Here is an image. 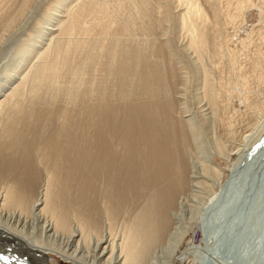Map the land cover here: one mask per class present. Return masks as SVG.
I'll list each match as a JSON object with an SVG mask.
<instances>
[{"label": "bare ground", "instance_id": "obj_1", "mask_svg": "<svg viewBox=\"0 0 264 264\" xmlns=\"http://www.w3.org/2000/svg\"><path fill=\"white\" fill-rule=\"evenodd\" d=\"M30 2L0 0V43ZM253 8L259 20L237 38ZM46 11L0 57V264H175L178 211L199 189L216 196L224 173L195 152L174 41L198 64L202 118L233 128L264 107L250 90L264 85V0H54ZM238 84L249 112L233 104ZM221 141V158L240 150Z\"/></svg>", "mask_w": 264, "mask_h": 264}, {"label": "rangeland", "instance_id": "obj_2", "mask_svg": "<svg viewBox=\"0 0 264 264\" xmlns=\"http://www.w3.org/2000/svg\"><path fill=\"white\" fill-rule=\"evenodd\" d=\"M53 1L54 0H31L28 6L29 8L27 7L28 10L26 9L22 17L23 20L20 19V23L18 22L16 26L6 31L2 36L3 39H1L0 43L1 58L10 54V51L15 47H18V43H21V40H24L27 38L26 36H28V34L33 32V28L35 30L37 26L39 27L40 24H42L45 13L47 12L46 10H48ZM259 17V8L249 10L247 13V23L239 27L237 30V38L241 39L242 37H247V33L251 30L252 24H255L259 20ZM53 22L55 21L51 20L50 24H53ZM45 25L44 23L43 26ZM173 33H176V31H173ZM175 43L176 45H174L173 48L177 50V56L182 59L179 58L181 60L180 63L187 67V69L182 68L181 70L185 75L189 71L187 73L189 76V85L186 88V94L189 101L188 105L189 107L191 106L190 113L192 116H195L193 121L195 120L194 122L198 123L199 129L196 128L195 133H199L198 136L200 137L197 136L200 139L197 140L198 138L193 136L194 142L192 141V143L195 152L197 156L201 154L211 155L224 173L221 182L214 187L218 192L216 195L217 198L214 194L211 195V192L207 188H202L198 191L199 195L196 194L198 197H194V200L188 201L187 205L193 202L192 207L191 204L187 207L181 206L180 211H178L182 217L184 216V218L181 217L182 222L184 219V224H182V226L184 225L187 227L183 228V231L187 230L184 232L185 234L183 233L184 237L183 239L181 238L180 243H176L179 246H177V253H182L184 251L185 255L181 256L175 264H264V107L261 112H253L251 116L249 114L239 115L237 118L235 116V121L232 124L233 128L227 126L228 130L226 125L223 126L224 129L221 125H216L210 118H202V114L205 112L202 113L201 111L202 105L204 109L206 107L204 102L200 105L197 104L199 98H196V96L199 94L198 88L200 89L199 83L201 81L198 64H194L197 62L192 55L181 49V37H178L174 41V44ZM230 45L232 47L237 45L239 49L242 48L241 43H239L237 39L232 41ZM262 46L264 47V42ZM246 51L245 54L241 55V58L252 51L251 47L247 46ZM2 64H0V66H2ZM224 64L226 65V62H224ZM226 66H224V68ZM228 67L224 70L226 73L229 71ZM199 79L200 81L198 82ZM191 82L193 84H191ZM250 87L253 99H262L264 101V85L256 87L255 83H251ZM236 88L237 91L232 98L234 106L242 113L249 112V110H246V104L237 94L239 91L238 89L241 88L240 84L236 85ZM197 107L199 108V112L197 111ZM197 120L198 122H196ZM199 122L202 124L200 125ZM248 123H254L255 125L253 124V126L255 129L250 137L242 141V133L245 131ZM217 141L223 142L229 151L236 146L240 150L235 151L229 159L221 158L216 149ZM238 148H236V150ZM212 152L215 153L213 154ZM195 156L193 158L191 155V161L193 159L195 161ZM232 176L233 179H231ZM206 190H208V193ZM199 197L201 200L200 202L198 201ZM202 197L205 199H202ZM198 204L199 206L201 205V208ZM199 208L200 210H198ZM195 216H197L196 219ZM105 227L106 225L104 228ZM104 228L103 231L105 233L106 229ZM169 239L166 243L167 248L175 245V241L177 242L175 237H170ZM168 242L170 243L169 245ZM167 248L166 250H168ZM163 250L159 254L160 258L165 255ZM48 256L51 264H70L64 262L55 255L48 254ZM161 259L164 260L165 258L162 257Z\"/></svg>", "mask_w": 264, "mask_h": 264}]
</instances>
